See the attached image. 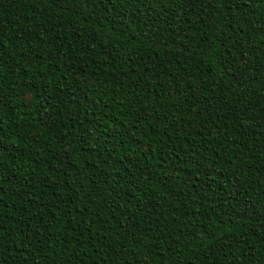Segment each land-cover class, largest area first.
I'll list each match as a JSON object with an SVG mask.
<instances>
[{"label":"trees","instance_id":"obj_1","mask_svg":"<svg viewBox=\"0 0 264 264\" xmlns=\"http://www.w3.org/2000/svg\"><path fill=\"white\" fill-rule=\"evenodd\" d=\"M0 264H264V0H0Z\"/></svg>","mask_w":264,"mask_h":264}]
</instances>
